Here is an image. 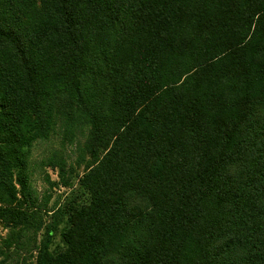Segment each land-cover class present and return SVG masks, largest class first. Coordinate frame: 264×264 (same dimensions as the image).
<instances>
[{
  "label": "trees",
  "instance_id": "obj_1",
  "mask_svg": "<svg viewBox=\"0 0 264 264\" xmlns=\"http://www.w3.org/2000/svg\"><path fill=\"white\" fill-rule=\"evenodd\" d=\"M64 111L97 165L66 248L35 264H264V0H0V223L19 238L43 228L19 194Z\"/></svg>",
  "mask_w": 264,
  "mask_h": 264
},
{
  "label": "rangeland",
  "instance_id": "obj_2",
  "mask_svg": "<svg viewBox=\"0 0 264 264\" xmlns=\"http://www.w3.org/2000/svg\"><path fill=\"white\" fill-rule=\"evenodd\" d=\"M72 112L76 113L75 110ZM66 111L58 119L48 138L31 147L30 184L33 198H19L21 207L39 211L43 228L34 226L19 238L11 225L0 223V264H35L37 247L45 242L52 252L66 248L62 233L67 227L68 209L86 206L89 193L83 178L97 165L88 147L89 127L78 114L67 119ZM66 115V117H64ZM52 162L65 163V175ZM61 210V211H60ZM51 235H48V231Z\"/></svg>",
  "mask_w": 264,
  "mask_h": 264
}]
</instances>
